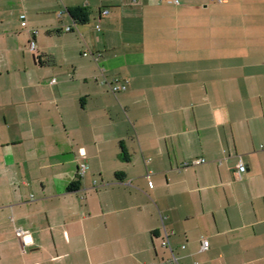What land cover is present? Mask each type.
<instances>
[{
	"label": "crops",
	"instance_id": "obj_1",
	"mask_svg": "<svg viewBox=\"0 0 264 264\" xmlns=\"http://www.w3.org/2000/svg\"><path fill=\"white\" fill-rule=\"evenodd\" d=\"M0 264H264V0H0Z\"/></svg>",
	"mask_w": 264,
	"mask_h": 264
},
{
	"label": "built area",
	"instance_id": "obj_2",
	"mask_svg": "<svg viewBox=\"0 0 264 264\" xmlns=\"http://www.w3.org/2000/svg\"><path fill=\"white\" fill-rule=\"evenodd\" d=\"M218 2H221V0H217ZM108 13V11H103L102 12V15H106ZM21 20H25L24 16L21 17ZM25 25V23H24ZM98 29V27H96ZM70 31V28L66 27L65 28V32H68ZM30 49L31 50H34L35 49V44L34 42H30ZM109 90L111 93L115 94V93H118L120 91H125L126 90V86L125 84H121L119 83L118 80H115L113 81L111 84H109ZM204 161L203 160H199V161H196V163H203ZM84 170H85V166L83 164H81L78 168V174L79 176H82L83 173H84ZM245 167L240 163L237 165V173L238 174H241V173H244L245 172ZM24 233L21 232V231H17V236H23ZM208 242L207 241H202V250H207L208 249Z\"/></svg>",
	"mask_w": 264,
	"mask_h": 264
},
{
	"label": "trees",
	"instance_id": "obj_3",
	"mask_svg": "<svg viewBox=\"0 0 264 264\" xmlns=\"http://www.w3.org/2000/svg\"><path fill=\"white\" fill-rule=\"evenodd\" d=\"M71 18L73 19V21L78 24V25H82V24H86L89 18V11L85 8L82 9H74L71 11ZM79 187V182H74L70 185L69 190L73 191L78 189Z\"/></svg>",
	"mask_w": 264,
	"mask_h": 264
},
{
	"label": "rangeland",
	"instance_id": "obj_4",
	"mask_svg": "<svg viewBox=\"0 0 264 264\" xmlns=\"http://www.w3.org/2000/svg\"><path fill=\"white\" fill-rule=\"evenodd\" d=\"M25 18V17H24Z\"/></svg>",
	"mask_w": 264,
	"mask_h": 264
}]
</instances>
